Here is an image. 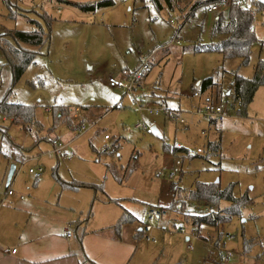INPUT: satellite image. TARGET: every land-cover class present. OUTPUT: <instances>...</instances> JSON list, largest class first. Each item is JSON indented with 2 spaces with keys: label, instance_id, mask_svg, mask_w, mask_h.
I'll use <instances>...</instances> for the list:
<instances>
[{
  "label": "rangeland",
  "instance_id": "374dc122",
  "mask_svg": "<svg viewBox=\"0 0 264 264\" xmlns=\"http://www.w3.org/2000/svg\"><path fill=\"white\" fill-rule=\"evenodd\" d=\"M99 1L105 0H0V34L41 28L49 37L11 95V102L33 106L37 127L27 126L28 134L0 117V201L13 167V193L26 200L70 204L78 219L93 227L115 225L127 212L136 219L127 227L135 234L149 208L164 210L147 234L150 239L142 237L136 244L132 263L153 255L161 244L168 250L182 243L185 253L203 250L210 255L217 249L225 254L242 250L249 241L247 262L264 264V86L244 117L236 114L231 88L235 74L250 79L257 63L264 62V12H257L256 41L242 66L238 59L223 61L216 52H196L211 43L214 15L200 9L191 15L195 0L160 12L149 0H106L111 5L88 12L73 7ZM150 53L155 62L132 95L108 87L110 77L133 69ZM3 63L0 53V98L11 82ZM207 78L215 86L202 92L200 83ZM208 104L221 106L220 121L204 116ZM138 106L166 109L177 118L149 115ZM55 107L68 109L70 126L53 115ZM138 124L146 129L135 128ZM52 140L64 147L61 155L51 153ZM208 143L218 150L211 153ZM169 148H180L185 155H173ZM24 158L30 161L22 163ZM176 161L181 172L169 179ZM30 169L39 171L37 179ZM216 181L221 189L233 185L234 197L251 202L239 218L217 231H197L173 206L192 216L211 209L191 200L175 203L174 187L188 192L197 183ZM62 182L100 186L101 197L117 205L93 214V204L86 208L84 197L93 191L63 190ZM178 225L184 234L176 230ZM179 255L176 263L184 264L185 256Z\"/></svg>",
  "mask_w": 264,
  "mask_h": 264
},
{
  "label": "trees",
  "instance_id": "16d2710c",
  "mask_svg": "<svg viewBox=\"0 0 264 264\" xmlns=\"http://www.w3.org/2000/svg\"><path fill=\"white\" fill-rule=\"evenodd\" d=\"M144 1V0H141ZM220 0H195L189 8L191 15L198 9L207 14L206 5L218 3ZM153 8L160 12L165 7L173 11L178 8L182 2L191 3V0H149ZM109 1H99L89 4H73V7L83 11H93L97 7L109 6ZM250 7L257 12H264V5L257 0L250 1ZM214 15L210 39V45L197 48L196 52H216L223 61L229 59H238L242 66L248 64L251 55V47L256 41L253 31L250 27L253 24V18L249 11L241 6V0H226L221 4L219 9L212 13ZM49 42V37L41 30V28L31 32L13 31L0 34V53L3 58V65L7 66L11 75L10 87L0 98V117L9 120L11 125H17L27 131V126L37 127L34 120V108L20 103L11 102L13 87L19 82L26 69L35 64V59L40 54V48ZM32 85V84H31ZM215 86L211 78H207L200 83V90L206 92ZM260 86H264V62L259 61L255 67L254 74L250 79L237 76L233 77L231 88L233 92V101L236 105V114L238 116H246L248 105L252 102L255 92ZM53 115L57 116L69 125V111L63 107H55L52 109ZM77 130V128H76ZM2 136L7 135L6 130L2 132ZM53 142V140H52ZM51 142V143H52ZM207 148L211 153L218 150V145L208 143ZM167 151L173 155L183 154L185 151L180 148H169ZM132 172V170L130 171ZM181 172V171H180ZM179 172V173H180ZM121 182V180H118ZM63 190L77 191L81 188H89L94 194L101 193L102 189L96 185H86L71 183H61ZM176 196L175 203L184 200H191L197 204L210 208V212H206L202 216H192L184 214L182 206L178 211L173 206L175 212L183 215L186 222L199 231L203 226L219 229L231 222L233 218H239L245 206L250 204L247 197L236 198L233 196V185L221 189L219 183L201 184L197 183L193 189L188 192L181 191L174 187ZM182 193V194H181ZM108 202L114 203L113 200ZM174 203V204H175ZM223 206L222 204H225ZM135 219L124 212L119 217L117 223L113 226L118 232L125 224L133 223ZM250 242H243V253L247 254L250 248ZM82 264H94L85 257L81 258ZM180 264V263H175Z\"/></svg>",
  "mask_w": 264,
  "mask_h": 264
},
{
  "label": "crops",
  "instance_id": "0c3cea01",
  "mask_svg": "<svg viewBox=\"0 0 264 264\" xmlns=\"http://www.w3.org/2000/svg\"><path fill=\"white\" fill-rule=\"evenodd\" d=\"M10 183H6L5 197L0 201V264H82V257L94 264H175L180 253L185 256L184 264H249L243 249L230 254L218 249L210 255L203 250L188 254L182 243L168 250L161 244L153 255L132 263L136 244L142 237L149 240L147 234L151 231L146 234L138 229L133 234L127 228L131 223L123 225L118 232L113 227L114 223L98 227L86 225L78 219L77 211L70 204L60 201L48 203L34 198L26 200L16 193L9 196ZM84 195L85 207L89 202L93 204V214L116 204L102 198L101 193L97 198L94 192L93 195ZM78 214L82 215V211ZM201 228L217 231L205 226ZM67 233L70 237L66 236ZM4 249H15L16 252L4 254ZM162 255L165 258H161Z\"/></svg>",
  "mask_w": 264,
  "mask_h": 264
},
{
  "label": "built area",
  "instance_id": "2783aa9c",
  "mask_svg": "<svg viewBox=\"0 0 264 264\" xmlns=\"http://www.w3.org/2000/svg\"><path fill=\"white\" fill-rule=\"evenodd\" d=\"M226 0H220L218 3L216 4H212V5H206V11L210 14L216 12L221 4H224ZM241 6L243 8H245L246 10L249 11L250 15L253 18V21L256 18L257 15V11L253 8L250 7V2L248 0H241ZM254 30V25L252 24V26L250 27V31ZM155 62V54L154 53H150L148 54L144 59H142L141 61H139V64L133 68V69H127L124 68L120 71V73L118 74L117 77H110L107 81V85L110 89H119L124 91L125 93L128 94H133L135 92V90L139 87L140 81L143 79V77L149 72L152 64ZM139 110H144L146 111L149 115H156V114H163L166 118H171L173 117V119H176V116H172L171 112L164 109H152V108H148V107H144L143 106H138ZM46 112H49V110L47 109ZM204 116L207 118H213L215 120H221L222 119V108L221 106L218 105H213V104H208L204 107ZM103 113H108V110L105 109L103 111ZM73 118H76L75 116H73ZM4 120V119H3ZM135 128L137 129H143L145 130L146 127L142 124V125H136ZM84 130V127L81 126L77 132L81 133ZM28 134H30L31 132L28 130L27 131ZM104 141L108 140L107 136L103 137ZM64 147H62L61 145L57 144L56 141L52 142V153L55 154L56 156L61 155L63 152ZM3 151L5 150V148L2 149ZM196 153H200V150H197ZM30 161L29 159L24 158L22 160V163H26ZM181 171V164L179 161H176L174 163V165L171 168V173L169 174L168 178L172 179L176 174H178ZM29 174L33 175L35 178H38L39 175V171L35 172L33 170H29ZM7 194L10 196L13 194V192L11 190L7 191ZM22 199V197H21ZM165 211L162 210V212L158 211L157 209L154 208H149L145 214V222L143 224L142 227V231L144 233H149L152 228H153V224L155 222V220L157 218H159L161 215H164ZM176 230L181 233L184 234V227L182 225H178ZM67 237H70V235L67 233L66 234ZM188 250H192L191 246H187ZM16 250L15 249H4L3 253L4 254H15Z\"/></svg>",
  "mask_w": 264,
  "mask_h": 264
},
{
  "label": "water",
  "instance_id": "95a60500",
  "mask_svg": "<svg viewBox=\"0 0 264 264\" xmlns=\"http://www.w3.org/2000/svg\"><path fill=\"white\" fill-rule=\"evenodd\" d=\"M259 3H261V4H263L264 5V0H257ZM151 131L152 132H155V129L154 128H152L151 129ZM13 172H14V169H13V167L10 169V171H9V174H8V176H7V184L10 182V180H11V178H12V175H13ZM218 181H216V183H217Z\"/></svg>",
  "mask_w": 264,
  "mask_h": 264
}]
</instances>
